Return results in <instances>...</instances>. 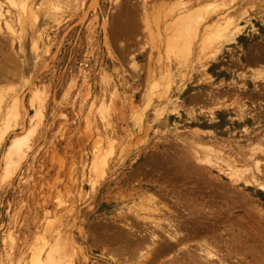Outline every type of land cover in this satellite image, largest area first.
<instances>
[{
    "label": "rangeland",
    "instance_id": "374dc122",
    "mask_svg": "<svg viewBox=\"0 0 264 264\" xmlns=\"http://www.w3.org/2000/svg\"><path fill=\"white\" fill-rule=\"evenodd\" d=\"M161 1L85 0L80 11H72L73 5L67 6L68 9L61 6L57 11L43 7L39 9L33 29L23 35L21 51L16 41L10 47L6 34L0 35V61L3 60L0 66L7 71L2 72L12 73L11 76L0 73V92L7 91L4 97L9 101L14 96L20 101L22 98L23 107H19L18 119L12 117L16 122L11 118L10 133L0 144V264H27L30 250L43 246L41 241L52 242L56 234L73 241L70 247L73 264H138L142 260L131 259L132 254L124 251L128 247L123 240L129 234L149 239L150 234L144 233L145 230L141 233L142 226L139 230L135 224L130 233L125 224L134 220L129 217L128 209L151 196L170 207L168 211L178 199L182 204L185 200L188 206L194 202L204 204L206 212H211V221L214 215L215 218L223 216L224 227L214 234L215 237L225 228L232 229L234 234L230 232L216 239L212 233H203L204 229H199L202 235L199 230L195 232L201 235L196 243L205 240L212 245L216 242V247L224 251L222 257L229 252L231 258L227 263L241 259L234 252L240 253L243 248L249 252L253 246L256 252L261 250L260 257L264 256V193L244 182L234 183L223 171L219 173L220 167L227 170L224 163L206 167L193 156L195 151L210 147L218 158L227 162L240 161L247 166L244 157L255 153L253 157L260 161L261 181L264 182V152L257 147L261 144L264 149V85L254 86L250 80L255 69L262 67L248 62L251 58L253 61L264 58V0ZM157 6L160 11L156 10ZM196 8L202 13L205 11V26L216 19L221 23L224 19H232L229 21L241 26L237 43L222 42L217 46V42H213L207 46L199 38L192 40L189 55L178 56L176 50L171 51L170 39L165 34L169 35L175 28L173 25L183 9L185 12ZM129 18L135 19L134 28L130 27ZM141 20H146L148 27L144 28L145 22L140 23ZM33 41L37 43L36 52L31 49ZM260 54L263 56H258ZM30 90H38L42 101L32 102ZM110 99L112 102L108 104ZM103 100L112 109L110 129L97 136L100 123L96 116ZM36 102L44 107L39 117H33L38 107ZM171 102L174 103L172 109ZM89 112L91 116H87ZM30 116L33 119L29 124ZM89 124L97 128V133L92 129L88 135L86 127ZM28 130L31 133L23 148L25 156L20 161L13 159L10 173H6L3 164L6 147L13 137ZM97 152L103 157L100 162L93 159ZM212 162L214 164L215 160ZM101 163L102 175L96 168ZM166 210L162 209V213L167 215ZM220 212L222 216H218ZM181 216L179 221L185 219V215ZM123 231L128 232L127 236ZM237 231L244 232V238ZM119 232L125 235L118 238ZM154 233L164 237V233ZM242 238H246L245 241H241ZM111 239L116 242H110ZM236 240L240 241L239 246L235 245ZM151 248L145 247L144 254L143 250L138 251L151 259Z\"/></svg>",
    "mask_w": 264,
    "mask_h": 264
},
{
    "label": "bare ground",
    "instance_id": "6f19581e",
    "mask_svg": "<svg viewBox=\"0 0 264 264\" xmlns=\"http://www.w3.org/2000/svg\"><path fill=\"white\" fill-rule=\"evenodd\" d=\"M84 1L85 0H0V35L3 36V34H6V39L9 41V45L10 47L13 45V42H17V45L19 44V48L20 51H21V48H20V45L22 43V39H23V35L28 32V30H32L33 27L35 26L38 18H39V9L41 8H49V10H52V11H57V10H60L61 9V6H66L65 8L68 9V7H72L70 5H73V8H72V11H76V10H73V9H78V11L82 10L83 6H84ZM117 1V0H114V2ZM179 1V0H178ZM185 1V0H184ZM192 1V0H191ZM126 2V1H125ZM160 2H163L160 0ZM176 2V1H175ZM180 2V1H179ZM96 3V2H95ZM128 3V2H127ZM174 3V2H173ZM218 3V2H217ZM69 4V5H68ZM117 4V3H116ZM133 4V3H131ZM143 4V3H142ZM145 4V3H144ZM154 4V3H153ZM159 4V3H157ZM164 4V3H163ZM178 5V3H176ZM175 4V5H176ZM89 5V4H88ZM115 5V4H114ZM129 6L128 4H125V7ZM136 5V4H135ZM162 4L160 3V6ZM165 5H166V2H165ZM171 5V4H170ZM181 5V4H179ZM68 6V7H67ZM143 6V5H142ZM141 6V7H142ZM153 6V5H152ZM159 6V7H160ZM174 6V5H173ZM201 6V5H200ZM220 6V5H219ZM62 7V8H63ZM94 7V6H93ZM131 7V5H130ZM129 7V8H130ZM145 7V6H144ZM142 7V8H144ZM154 7V6H153ZM170 7V6H169ZM176 7V6H175ZM203 7V6H202ZM122 8V7H121ZM128 8V9H129ZM151 8V6H150ZM172 8V6L170 7ZM200 8V7H199ZM199 8H196V9H192V10H189V9H185L186 11H181V14L178 15L177 17V22L175 23V28L170 30L169 28V24L168 25V29L171 31L168 30V32H170V34H165V36L167 38L170 39L169 41V44H170V50L171 51H175V54H178L179 55H185L186 53L188 54L189 51L191 52L190 50V44L192 42L193 39H199L200 38V42H206L207 46H210V45H213L214 43L213 42H217V46L221 45L222 42H225V43H231V44H236L237 43V40L239 39V34L240 33V27L238 24L234 23L233 21H229V20H232V19H229V20H223V23H221L222 21L220 19H216V20H212L209 24L207 23V25L205 26V17L203 16V13L205 12H200L198 9ZM66 9V10H67ZM89 9V8H88ZM125 9V8H124ZM123 9V10H124ZM132 9V7H131ZM158 9V6L156 8V10ZM167 9V8H166ZM203 8H201V11ZM87 10V9H86ZM94 10V9H93ZM111 10V9H110ZM109 10V11H110ZM159 10V9H158ZM162 10V8H161ZM257 10V9H256ZM51 11V12H52ZM138 11V10H137ZM147 11V10H146ZM144 11V12H146ZM149 11V10H148ZM147 11V12H148ZM152 11V10H151ZM160 11V10H159ZM158 11V12H159ZM167 11H169V9H167ZM172 11V10H171ZM170 11V12H171ZM121 12V11H120ZM123 12H126V10H124ZM127 12H130V11H127ZM143 12V13H144ZM153 12V11H152ZM165 12V11H164ZM164 12L162 14H164ZM179 12V11H178ZM256 12V11H255ZM258 12V11H257ZM256 12V13H257ZM260 12V11H259ZM49 13V12H48ZM111 13V12H110ZM116 13V12H114ZM131 13V12H130ZM129 13V15H130ZM140 13V12H139ZM151 13V12H150ZM149 13V14H150ZM161 13V12H160ZM206 13H207V10H206ZM229 13V12H228ZM132 14V13H131ZM148 14V13H147ZM155 14V13H154ZM112 15V14H111ZM111 15H108V16H111ZM127 15V14H126ZM138 15V14H137ZM136 15V16H137ZM144 16V14H141ZM153 15V14H152ZM167 13L165 12L164 14V17L166 16L167 17ZM221 15V14H220ZM260 15V14H258ZM125 16V15H124ZM128 16V15H127ZM135 16V17H136ZM122 17V16H121ZM129 17V16H128ZM146 17H148L146 15ZM156 17V16H155ZM160 17V16H159ZM175 17V18H176ZM235 17V16H234ZM233 17V19H234ZM71 18V17H70ZM111 18V17H110ZM113 18V17H112ZM116 19L118 18L117 16L115 17ZM141 18V17H140ZM145 18V17H144ZM174 18V19H175ZM218 18V17H217ZM230 18V17H229ZM130 20H128L129 22V25L131 28H134V26H136V24L134 23V20L132 18H129ZM137 19V17H136ZM143 19V18H142ZM146 19V18H145ZM148 19V18H147ZM146 19V20H147ZM159 19V18H157ZM173 19V20H174ZM227 19V18H226ZM56 20V19H55ZM110 20V19H109ZM112 20V19H111ZM143 21L141 20L140 23H143L145 22V24L143 25L144 28L148 27L147 24L148 22L147 21ZM174 20V21H176ZM220 20V21H219ZM236 20V19H235ZM82 21V19L80 20ZM108 21V20H107ZM152 21V19H151ZM158 21V20H157ZM173 21V22H174ZM95 22V21H94ZM112 22V21H111ZM126 22V21H125ZM125 22H123V25L125 24ZM154 22V21H153ZM172 22V23H173ZM119 23V21H118ZM137 23V22H136ZM140 23H138L140 25ZM152 23V22H151ZM137 24V25H138ZM174 24V23H173ZM104 25V24H103ZM102 25V26H103ZM106 25V24H105ZM108 25V24H107ZM114 25V24H113ZM120 25V24H118ZM126 25V24H125ZM132 25V26H131ZM138 25V27H139ZM122 26V25H121ZM127 26V25H126ZM172 26V25H171ZM170 26V27H171ZM114 27V26H113ZM117 27V25H116ZM123 27V26H122ZM204 27V28H203ZM106 28V27H105ZM120 28V27H119ZM137 28V27H135ZM203 28V29H202ZM121 29V28H120ZM124 29V28H123ZM143 29V28H142ZM149 29V28H148ZM167 29V28H166ZM35 30V29H34ZM93 30H94V27H93ZM113 30V29H112ZM111 30V31H112ZM29 31V32H30ZM92 31V30H91ZM122 31V30H121ZM120 31V32H121ZM132 31V30H131ZM144 31V29H143ZM167 31V30H166ZM115 32V31H114ZM125 32V29L124 31ZM110 33V32H109ZM113 33V32H112ZM165 33V32H164ZM28 34V33H27ZM30 34V33H29ZM114 34V33H113ZM116 34V33H115ZM125 34V33H123ZM123 34H120V35H123ZM34 35V34H33ZM38 35V34H37ZM119 35V34H118ZM131 35V34H129ZM134 35V34H132ZM131 35V37H132ZM0 36V37H2ZM5 36V35H4ZM114 37V36H113ZM130 37V36H128ZM204 37V39H203ZM264 37V36H262ZM30 38V37H29ZM32 38V37H31ZM39 38V37H38ZM104 38V37H103ZM28 39V38H27ZM116 39V38H115ZM131 39V38H130ZM2 40V39H1ZM31 40V39H30ZM47 40V39H46ZM163 40V39H162ZM166 40V39H165ZM4 41V40H3ZM7 41V42H8ZM38 41V40H37ZM61 41V39H60ZM115 42V41H114ZM120 42V41H118ZM117 42V43H118ZM168 42V40H167ZM201 42V43H202ZM113 43V42H112ZM165 43V41H164ZM3 44V43H2ZM1 44V45H2ZM36 44L34 41L31 45V49L32 51H35L36 49ZM43 44V43H42ZM125 44V43H124ZM167 46H168V43H166ZM197 44V42H196ZM195 44V45H196ZM204 44V43H202ZM26 45H28L26 43ZM121 45V44H120ZM165 45V44H164ZM193 45V44H192ZM198 45V44H197ZM28 47V46H27ZM203 47V46H201ZM200 47V48H201ZM107 48V47H106ZM206 48V47H204ZM218 47H216L215 49L217 50ZM264 49V47H262ZM2 49V48H1ZM17 49V51H19ZM118 49V48H117ZM125 49V48H123ZM207 49V48H206ZM262 49V50H263ZM9 50V49H8ZM12 50V49H11ZM10 50V51H11ZM119 50H122V49H119ZM202 50V49H201ZM19 51V52H20ZM126 51V50H125ZM173 51V52H174ZM199 51V50H198ZM4 52V51H3ZM8 52V51H7ZM11 52H14L13 50ZM36 52V51H35ZM108 52V51H107ZM201 52V51H200ZM215 52V51H214ZM1 53V52H0ZM34 53V52H33ZM47 53V52H46ZM127 53V51H126ZM5 54V53H4ZM15 54V53H13ZM20 54V53H19ZM108 54V53H107ZM123 54V53H122ZM190 54V53H189ZM188 54V55H189ZM264 54V52H263ZM2 55V54H0ZM110 55V54H109ZM118 55V54H117ZM172 55V54H171ZM262 54L258 55V56H261ZM15 56V55H14ZM35 56V55H34ZM111 56V55H110ZM121 56V55H120ZM119 56V57H120ZM126 56V55H125ZM124 56V57H125ZM192 56V55H191ZM255 56V55H254ZM263 56V55H262ZM23 57V56H22ZM117 57V56H116ZM169 57V56H168ZM171 57V56H170ZM15 58V57H14ZM13 58V59H14ZM205 58V57H204ZM250 58V57H249ZM258 59V58H256ZM6 60V59H5ZM4 60V61H5ZM17 60V59H16ZM183 60V59H182ZM252 60V58L250 59ZM249 60V61H250ZM3 61V60H2ZM0 61V62H2ZM10 62V60H8ZM38 61V60H37ZM176 61V60H175ZM188 61V60H187ZM253 61V60H252ZM251 61V62H252ZM264 62V58L262 59H258V60H255V63L259 64V63H262ZM130 62V61H129ZM128 62V63H129ZM169 62V61H168ZM172 62V61H171ZM13 63V62H12ZM16 63V62H15ZM47 63V62H46ZM134 63V62H133ZM19 64V62H18ZM35 64V63H34ZM171 64V63H170ZM178 64V63H177ZM180 64V63H179ZM186 64V63H185ZM1 65V64H0ZM3 65V64H2ZM175 65V64H174ZM7 66L9 67V65L7 64ZM14 66V65H13ZM165 66V65H164ZM178 66V65H177ZM182 66V65H181ZM186 66V65H185ZM1 67V66H0ZM5 67V66H3ZM17 67V66H16ZM15 67V68H16ZM34 67V66H33ZM171 67V66H170ZM173 67V65H172ZM171 67V68H172ZM2 68V67H1ZM0 68V73L4 74L6 73V69L5 71L2 72V70H4L3 68L1 69ZM13 68V67H12ZM10 68V70L12 69ZM20 68V67H19ZM179 68V67H178ZM177 68V69H178ZM14 69V68H13ZM44 69V67H43ZM163 69V68H162ZM170 69V68H169ZM173 69V68H172ZM176 69V70H177ZM181 69V68H180ZM20 70V69H19ZM169 71V70H168ZM8 74V73H6ZM13 74H14V71H13ZM16 74V73H15ZM163 74V73H162ZM171 74V73H169ZM10 75V74H8ZM12 75V73H11ZM10 75V76H11ZM174 75V74H173ZM5 76V74H4ZM7 76V75H6ZM17 76V74H16ZM8 77V76H7ZM166 77V76H165ZM160 78V77H159ZM1 79H4L1 78ZM17 79V78H15ZM20 79V78H19ZM107 79V78H106ZM161 79V78H160ZM163 79V78H162ZM161 79V80H162ZM165 79V78H164ZM6 82H7V78H5ZM14 80V79H13ZM103 80V79H102ZM108 80V79H107ZM252 84L254 86H258L260 87L259 85L261 84L263 87L264 85V70H256V72L251 76L250 78ZM10 81V80H9ZM12 81V80H11ZM157 81V80H156ZM168 81H170V76L167 77V86H168ZM102 82V81H101ZM106 82V81H105ZM13 83V82H12ZM10 83V84H12ZM28 83V82H27ZM173 83V82H172ZM9 84V85H10ZM114 84V83H113ZM112 84V85H113ZM171 84V83H170ZM169 84V85H170ZM13 85V84H12ZM11 85V87H12ZM103 85H106L105 83ZM102 85V87H103ZM111 85V84H110ZM101 86V85H100ZM26 87V86H25ZM34 87V86H33ZM13 88V87H12ZM105 88V87H104ZM115 88V87H114ZM255 88V87H254ZM30 89V88H29ZM38 89V88H37ZM11 90V89H10ZM26 90V89H25ZM2 91V90H1ZM14 91V90H12ZM31 91V90H30ZM29 91V92H30ZM38 90H32L30 93L31 94V101L35 103V101H42L40 100V96H39V92H37ZM2 92H5V91H2ZM7 92V91H6ZM6 92L5 94L4 93H1L0 92V144L1 142L5 139V137H7L9 135V131L11 130L10 128V121H11V118H15L18 119V116L19 115V107H22L21 105V101H22V96L20 97L21 98V101L19 100V97L18 96H14L11 98V100L9 101V98L8 97H4V95H6ZM264 92V90H263ZM8 93H9V90H8ZM24 93V92H23ZM22 93V95H23ZM255 93V92H254ZM17 95V94H16ZM105 95V94H104ZM110 95V94H109ZM261 95V94H260ZM42 96V95H41ZM103 96V95H102ZM40 97V98H39ZM117 97V96H116ZM115 97V98H116ZM8 98V99H7ZM106 98V97H105ZM111 98V97H110ZM114 98V97H113ZM111 98V99H113ZM152 98V97H151ZM29 99V100H30ZM42 99V98H41ZM103 99V98H102ZM108 99V98H107ZM108 100V104H111L110 102H112V100ZM35 100V101H34ZM106 101V100H105ZM166 101V100H165ZM174 102V101H173ZM171 102L169 104H171V109L172 107L174 108V103ZM33 103V104H34ZM93 103V102H92ZM37 104V102H36ZM101 107L98 109V112H97V118L99 119V131L97 133V128L94 129L92 126H90L89 124V127H86L88 128L87 130L89 133H92V129L96 130V135L99 136V135H104L108 132V129H110V116H111V110L109 109V106H107L108 104H106L103 100V102L101 101ZM99 104V105H100ZM3 105V107H2ZM31 105V104H30ZM38 105V104H37ZM43 104H39L38 107H35L36 108V111H35V114H33V117H39L42 113V106ZM181 106V105H180ZM44 108V107H43ZM91 108V107H90ZM23 109V107H22ZM21 109V111H22ZM92 110V109H91ZM25 111V110H23ZM22 111V112H23ZM89 111V109H88ZM21 112V113H22ZM20 113V114H21ZM89 115L87 116H91L90 115V112L88 113ZM32 116H30L29 119V124L32 123V119H33ZM12 118V119H13ZM85 118V117H84ZM88 119V117H86ZM94 118V117H93ZM96 118V119H97ZM86 119V120H87ZM14 120V119H13ZM14 120V121H15ZM90 120V119H89ZM95 120V119H94ZM28 121V120H27ZM16 122V121H15ZM85 122H89V121H85ZM95 123V121H94ZM16 124V123H15ZM96 124V123H95ZM87 125V123L85 124ZM93 125V123H92ZM38 126V125H37ZM95 126V125H93ZM98 126V125H97ZM13 127V126H12ZM14 129V128H13ZM20 129V128H19ZM85 129V128H84ZM86 130V131H87ZM112 130V129H111ZM197 131V129H195ZM13 131V130H12ZM85 131V130H84ZM147 131V130H146ZM31 132L28 130L25 134L21 135V136H17V137H13L11 139V141L9 142L8 146L6 147L5 149V152H4V156H3V164H4V169H5V172L7 173L9 171L10 173V167H11V163H13V159H18L20 161V159L23 158V155H24V150L23 148L26 146V142L28 140V137L30 136ZM95 133V132H94ZM158 133V132H157ZM186 134V133H185ZM196 134V133H195ZM95 135V137H96ZM92 136V134H91ZM109 137V136H108ZM107 137V138H108ZM98 139H100V137H96ZM106 138V139H107ZM7 139V138H6ZM101 140V139H100ZM102 141V140H101ZM100 141V142H101ZM96 142V141H95ZM100 142L98 144V146L100 145ZM183 143V141H182ZM102 144V142H101ZM172 144V143H170ZM101 146V145H100ZM28 147V146H27ZM187 147V146H186ZM198 147V146H197ZM196 147V148H197ZM200 147L203 148L202 145H200ZM200 147L198 149H200ZM257 147H259V149L263 150L264 152V149L261 147V144L260 145H257ZM97 147H95L94 149H96ZM208 148V149H207ZM206 149H201L199 152L195 151L193 156H196V160L198 161V163L204 165V166H208V167H211L213 165H216L218 164L217 162H221V163H224L227 167L226 169L227 170H223L221 167L219 168V173L220 172H224L226 173L227 177L231 180V181H234V183H238V182H244L245 184L247 185H251L252 187L254 188H257L258 190L262 191L264 193V182L261 181V175H262V171L261 169L259 168V160L256 159L254 156L255 153H251L249 155V158H245L244 156V160L243 162H245V164H249L247 166H245L244 164L241 165L242 162L240 161H233V162H227L224 161L223 159L224 158H218L219 156L216 155V151L215 150H212V148L210 147H207ZM197 149V150H198ZM254 150V149H252ZM251 150V151H252ZM256 150V149H255ZM106 150H104L105 152ZM94 154V153H93ZM218 154V153H217ZM25 156V155H24ZM93 156V155H92ZM107 156V155H106ZM94 157V158H93ZM92 158L94 159V162H100L101 160H103L99 153L97 152V154H95ZM212 159L215 160V163L213 164L212 162ZM153 160V159H152ZM229 160V159H228ZM18 161V162H19ZM93 161V160H92ZM106 161V160H105ZM110 161V160H109ZM155 161V160H154ZM197 163V162H196ZM239 165H238V164ZM237 164V165H236ZM107 164H105V167H106ZM220 165V163L218 164V166ZM224 165V166H225ZM152 167V166H151ZM97 170L101 173V175L103 174V166H102V163L100 165H98L97 167ZM107 168V167H106ZM144 168V167H143ZM253 169L255 170V172L253 171ZM95 171V169H94ZM93 171V172H94ZM138 171V170H137ZM143 171V170H142ZM132 173V172H131ZM5 174V173H4ZM136 174V172H135ZM132 175V174H131ZM145 175V174H144ZM7 176V175H6ZM11 176V175H10ZM9 176V177H10ZM105 176V175H104ZM138 176V175H137ZM225 176V175H224ZM91 179V178H90ZM136 179V177H135ZM102 180V179H101ZM133 180V179H132ZM89 182V181H88ZM96 182V180L94 181ZM125 182V181H124ZM138 183V182H137ZM94 184V183H93ZM92 185V184H91ZM107 186V185H106ZM114 186V185H113ZM246 186V185H245ZM92 187V186H91ZM90 187V188H91ZM94 187V186H93ZM106 188V187H105ZM121 188V187H120ZM230 189V188H229ZM90 190V189H89ZM118 190V189H117ZM140 191V190H139ZM114 192V191H113ZM117 192V191H116ZM96 193V192H95ZM142 193V192H141ZM146 193V192H145ZM148 193V192H147ZM174 193V192H173ZM68 194V193H67ZM110 194V193H109ZM133 194V193H132ZM144 194V192H143ZM166 194V193H165ZM179 194V193H178ZM137 195V194H136ZM150 195V194H149ZM152 195V194H151ZM107 196V195H106ZM152 197V196H151ZM151 197H145L146 200L142 203H140L139 205H132L133 207L129 208L128 209V212L130 213L131 216L129 217H132L134 220H129L127 222H130L128 223L127 225L125 224V226H127L128 228L127 229H130L129 232L132 233L133 231V224L139 226V230H140V226L141 227V233H143L142 231H144V233H148L150 234L149 235V239H146L145 236H142L141 238H138V236L136 237V235H133L131 234L132 236H135L136 239L132 238V236H130V234L128 235V237H125L126 240L123 242H126L127 243V249L124 248V251L126 250V252H130L131 254H124L125 256L126 255H131V259H134V258H137V259H140V263L138 264H229L227 263L229 260H230V256H229V252L228 251V247H226V257H222L223 256V252L224 251H221V249L217 248V244L216 242H213V246L211 244H208L204 241L202 242H197L196 243V240L197 239H201V232L200 230L204 229L205 232L203 233H212L213 235L216 234L217 232L220 231V229H222V227H224V222L225 220L223 219L224 217L222 216L223 213H218V216L219 214H221L222 217L220 218H215V215H214V221H211L209 220V218L211 217L210 213H207L206 212V208H204V204L203 205H196V203H192L191 205H185V203H187L185 200L183 201V204L182 202H180L178 199L175 200L173 203V205L171 206L172 210L171 211H168L170 210V207H166V205L163 203V205L161 204L162 202H160V200L158 201L157 199L159 198H155L153 196V199ZM179 197V196H177ZM237 197V196H236ZM141 198V197H140ZM144 198V199H145ZM148 198V199H147ZM175 199V198H174ZM56 200V199H55ZM58 200V199H57ZM156 200V201H155ZM166 200V199H165ZM199 200V199H198ZM207 201V200H206ZM185 202V203H184ZM203 202V201H202ZM208 203V201H207ZM188 204V203H187ZM213 204V203H212ZM160 205V206H159ZM162 205V206H161ZM210 205V204H209ZM251 205V204H250ZM66 206V205H65ZM125 206V205H124ZM209 208V206H207ZM217 207V206H216ZM226 207V206H225ZM236 207V206H235ZM238 207V206H237ZM240 207V206H239ZM249 208V207H248ZM162 209L168 211L169 215L167 216L166 213H162ZM182 209V211H181ZM216 209V208H215ZM221 209V207H220ZM219 209V210H220ZM247 209V208H246ZM257 209V208H256ZM69 210V209H68ZM218 210V211H219ZM244 210V209H242ZM212 211V210H211ZM216 211V214L217 212ZM262 211V210H261ZM113 212V211H112ZM127 212V213H128ZM122 213V212H121ZM261 213V212H260ZM126 214V213H125ZM209 214V215H208ZM67 215V214H66ZM70 215V213H69ZM181 215H185L184 218L185 219H181L182 221H179V218ZM61 216V215H60ZM171 216L173 217L174 220H170ZM181 216V217H183ZM255 216V215H254ZM122 217H126V215H123ZM121 217V219H122ZM179 217V218H178ZM217 217V215H216ZM117 218V217H116ZM128 218V216L126 217ZM125 218V220H127ZM203 219V222H200V219ZM211 218V219H213ZM59 219V218H58ZM120 219V221H121ZM124 219V218H123ZM130 219V218H128ZM172 219V218H171ZM124 220V221H125ZM224 220V222H223ZM243 220V219H242ZM241 220V221H242ZM254 220V219H253ZM202 221V220H201ZM205 221V222H204ZM211 221V222H210ZM227 221V220H226ZM249 221V220H248ZM259 221V220H258ZM123 222V221H122ZM247 222V221H246ZM207 223V225H206ZM251 224V222H250ZM257 224V223H256ZM229 226V224H227ZM123 226V225H122ZM247 226V225H246ZM252 226V225H250ZM115 227V226H114ZM165 227V228H164ZM202 227V228H201ZM234 228V226H231ZM245 227V226H244ZM106 228V227H105ZM135 228V227H134ZM138 228V227H136ZM148 228H151V231L148 232ZM108 228H106L107 230ZM125 229V230H127ZM153 229V230H152ZM200 229V230H199ZM236 229V228H235ZM109 230V229H108ZM122 230H123V227H122ZM197 230H199L200 234L201 235H198L197 232H195ZM154 231H158V233H160L162 235V233H164V237H160L159 235L155 234L157 232L154 233ZM209 231V232H208ZM232 231V229H231ZM228 229H224V231H221L222 234L220 233V236L221 238H223V236H226V235H229L230 232ZM250 231V230H249ZM49 232V231H48ZM124 233L122 234L121 232L118 233V238L122 235H125L127 236V231H123ZM127 232V233H126ZM240 232V231H237V233ZM248 232V231H247ZM260 232V231H259ZM114 233V232H113ZM233 232H231L232 234ZM242 233V231L240 232V234ZM253 233V232H252ZM207 234V235H208ZM234 234V233H233ZM245 234L244 232L242 233V235ZM116 235V234H115ZM213 235H211V237L213 238ZM239 235V234H238ZM248 235V234H247ZM245 235V237L247 236ZM255 235V234H254ZM253 235V236H254ZM264 235V234H263ZM71 236V235H70ZM209 236V235H208ZM214 237L217 239L218 238ZM109 237V236H108ZM112 237V236H111ZM116 237V236H113V238ZM148 237V236H147ZM205 237L206 234H205ZM240 237V236H239ZM238 237V238H239ZM251 237V236H250ZM261 237V236H260ZM52 238V237H51ZM118 238H115L118 239ZM122 238V237H121ZM124 238V237H123ZM122 238V239H123ZM138 238V239H137ZM214 238V239H215ZM232 238V237H231ZM243 238H244V235H243ZM240 239L241 241L245 239ZM256 238V237H255ZM71 239V238H70ZM68 238H64V236L62 237L60 234H56L53 238V241L52 242H47L45 241L46 243H44L43 241H41L43 243V246H39L37 248H35L34 250H30V256H29V261L27 264H73L72 263V260H71V254H70V247H72L74 244L72 243L73 241L70 240ZM121 239V241H122ZM205 239V238H204ZM211 239V238H209ZM214 239H211V240H214ZM220 239V238H219ZM234 239V238H232ZM230 239V240H232ZM237 239V237L235 238ZM257 239V238H256ZM49 240V239H48ZM113 239H111L110 242L112 241H115ZM120 240V239H119ZM225 240H228V237H226ZM223 241V242H226L227 241ZM254 240V239H253ZM38 241V240H37ZM118 241V240H116ZM115 241V242H116ZM199 241V240H197ZM209 240H207L208 242ZM216 241V240H214ZM218 241V240H217ZM235 241V240H234ZM233 241V243H235ZM237 241V240H236ZM193 242H195L196 244H193ZM210 242V241H209ZM212 242V241H211ZM220 242V240L218 241ZM217 242V243H218ZM231 242V241H229ZM228 242V243H229ZM238 242L240 241H237L235 243V245L239 246V244H237ZM41 243V244H42ZM120 243V241H119ZM117 243L119 246H122L123 244H119ZM129 243V244H128ZM224 243L223 245L224 246H227V244ZM220 244V243H219ZM218 244V245H219ZM222 244V243H221ZM231 244V243H229ZM248 244V243H247ZM262 244V243H261ZM150 245V246H149ZM222 245V246H223ZM234 245V246H235ZM245 245V244H244ZM223 246V247H224ZM233 246V247H234ZM250 246V245H249ZM114 247V246H113ZM118 247V246H117ZM116 247V248H117ZM126 247V246H125ZM146 247L149 248V247H152L150 250H151V259H147L148 257L146 256H141L140 255V251L143 250L144 248ZM230 247V245H229ZM232 247V249H234ZM245 247V246H244ZM252 247V245H251ZM256 247V246H255ZM264 247V246H263ZM112 248V247H111ZM225 248V247H224ZM223 248V249H224ZM236 248V247H235ZM239 248V247H238ZM240 248H243V247H240ZM239 248V249H240ZM254 246L252 247V249H249V252H248V248L246 249L247 251H244L245 248H243V250L241 249L238 250L240 251V253L238 252H232L235 256H237L238 258H241L239 261H233L235 264H264V256L260 257V254L261 250H259L258 252H256L254 249ZM258 248V247H257ZM76 249V248H75ZM118 249V248H117ZM115 249V250H117ZM140 249V251H138ZM219 249V250H218ZM28 250V249H27ZM111 250V249H110ZM120 248L118 249V252H119ZM230 250V249H229ZM236 250V249H235ZM258 250V249H256ZM26 251V250H25ZM72 251V249H71ZM121 251V250H120ZM138 253H137V252ZM149 251V250H148ZM220 251L222 252V254L220 253ZM244 251V252H243ZM114 252V250H113ZM135 252H136V255H135ZM150 252V251H149ZM148 252V253H149ZM264 252V251H263ZM110 253V252H109ZM123 252H120L119 255H122ZM112 254V253H111ZM143 254H144V250H143ZM231 254V253H230ZM263 254V253H262ZM139 255V256H138ZM147 255V254H146ZM149 255V254H148ZM232 255V254H231ZM234 255L232 257H234ZM73 256V255H72ZM135 256V257H134ZM118 257V256H117ZM128 257V256H127ZM130 258V256H129ZM143 258V259H141ZM131 259H128V260H131ZM235 259V258H234ZM136 260V259H134ZM144 260V261H143ZM227 260V261H226ZM237 260V259H235ZM132 261V260H131ZM232 261V260H231ZM143 262V263H142ZM230 262V261H229ZM125 263V261H124ZM232 263V264H234ZM231 264V263H230Z\"/></svg>",
    "mask_w": 264,
    "mask_h": 264
},
{
    "label": "crops",
    "instance_id": "0c3cea01",
    "mask_svg": "<svg viewBox=\"0 0 264 264\" xmlns=\"http://www.w3.org/2000/svg\"><path fill=\"white\" fill-rule=\"evenodd\" d=\"M256 58H258V57H256ZM253 60V59H252ZM252 60H250V61H248L250 64H252V65H256L257 67H262V68H256L255 69V71L256 70H264V66H262V65H264V62H262L261 64L259 63V64H257V63H255V61H252ZM252 61V62H251Z\"/></svg>",
    "mask_w": 264,
    "mask_h": 264
}]
</instances>
